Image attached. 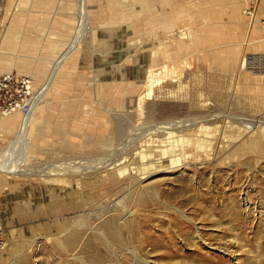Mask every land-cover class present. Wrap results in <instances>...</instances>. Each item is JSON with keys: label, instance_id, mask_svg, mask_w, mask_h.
I'll return each mask as SVG.
<instances>
[{"label": "rangeland", "instance_id": "374dc122", "mask_svg": "<svg viewBox=\"0 0 264 264\" xmlns=\"http://www.w3.org/2000/svg\"><path fill=\"white\" fill-rule=\"evenodd\" d=\"M5 75L28 90L0 92V165L25 169L0 172V264H264V0H0ZM201 125L210 158L161 154ZM108 209L136 212L123 248L57 239Z\"/></svg>", "mask_w": 264, "mask_h": 264}, {"label": "bare ground", "instance_id": "6f19581e", "mask_svg": "<svg viewBox=\"0 0 264 264\" xmlns=\"http://www.w3.org/2000/svg\"><path fill=\"white\" fill-rule=\"evenodd\" d=\"M237 16H238V14H237ZM165 19L166 18H164L163 20H165ZM256 35H258L257 32H256ZM15 108H20V106L18 105ZM15 108H14V110H15ZM28 115H30V113ZM31 120H32V118H30L29 116L28 117H25L24 118V121H23L24 127H28V123H30ZM5 121H3V125L1 126L2 129H3V127L4 128L5 127H11L10 125L15 122L13 119L5 120ZM258 123H261L260 126H262V124H264V122L261 121V120L260 121H255V122H248V124L244 126V127H246V133H247V131L248 132H253L254 131L253 129H255V128H260V126L257 127V124ZM201 126L202 127L198 128L199 130H198L197 134H195V135L183 134V132H185L188 128L187 129L184 128V129H178V130H176V131H181V134L175 135L174 136L175 137L174 138V142L172 141L173 145H172V147H170L171 149H167V150L165 149L166 151L165 150H162L161 151V154L162 153H165V155H167V157H170L171 159H175L176 156H182V150H183V147L184 146L196 145L199 149H201L203 151V153H205V154L208 153L207 154L208 155V158H210V156L212 155V153H211L210 150H212V147L214 146V144H217V143H215V142H217V140L214 142V140L216 138L213 137L209 133H205L204 132V126L203 125H201ZM9 129L10 128H8L7 131H9ZM203 133H205V135H203ZM242 136L245 137L244 135H242ZM226 137H227V135H224L223 142H225ZM228 137H229V135H228ZM251 137H254V135L251 136ZM231 138L233 139V141H231V142L234 143L235 142V140H234L235 137H234L233 134H232ZM163 139L162 140H157V145H158V143H162L164 141ZM20 140H22V139H20ZM229 141H230V138H229ZM153 142L155 143L156 141H153ZM165 143H167V142H164V144ZM226 143L229 144V142H226ZM255 143H257V142H254V144ZM247 148H250L248 146V144H246L242 148L238 149V152L239 151L247 152V150H245ZM159 151L160 150H157V151L155 149L153 150V153H155L154 154V157H155L156 154L159 155V156L161 155ZM172 152H174V153H172ZM235 153L232 154V157L234 156ZM239 154H240V152H239ZM191 156H193V155H191ZM14 164H16V163H14ZM120 165H122V164H120ZM120 165H118V167H120ZM247 166L249 167V165H247ZM122 169H120V170H122ZM24 170L22 168H19V167H17V168L16 167H13V166L12 167H6V166L0 165V172L6 173V174H10V175H21L24 172ZM138 187H139V189L142 188L140 185ZM150 193L153 194V195H155L156 198L158 199V193H157L156 189L153 188V187L152 188H145L144 190L142 188V190L139 191V192H137L134 197H132L133 196L132 195V192H130L129 193L130 196L127 199L130 200L129 202H131L134 205V208H136V209L146 208V205H147V202H148L147 197H148V194H150ZM199 204H200V202H199ZM196 206H199V205L196 204ZM117 208L118 209L117 210L115 209L113 212L120 211L119 207H117ZM171 208H173V207H171ZM173 209L175 211L174 212L175 213L174 214V217H176V223H177V225H181L180 227L185 226L187 222H184V220L181 219L180 217L187 218L186 212H184V211L182 212V210L175 209V208H173ZM110 213H111V209H108L107 211L102 212L101 214L97 215L96 217L87 216L88 217L87 218V224L85 222H83V220H81L82 217H80L79 219H76V221L74 223H72L71 225H68V223H65L64 224V227H61L60 228V229L63 228L64 230L63 231L60 230V234L57 235V236H60V237H57V239H61L62 238L61 236H65L66 237V240L71 237L73 240L76 241V243H79V241H81L82 239H84L85 236H86V234L90 231L93 234H92L91 237H89L88 241L85 242V247H90L91 246V243H92V240H95L96 241L97 240L96 238H98V237H104V239H105L104 241H106V243H109L110 245H112L111 241H108L107 240L108 237H106V231L103 230V228L105 227L106 229H108V230L111 231L112 237L117 242L118 246L120 248H123V245L120 244L122 242V238L121 237H122L123 229H128V227L131 224H135V215H136V212H134V211L131 210V211H128L125 215H123V214H114V215H111L108 218L104 219ZM178 215H180V216H178ZM102 219H104V220H102ZM128 219L129 220L131 219V221H127ZM177 219H180V220H177ZM100 223H102V224H100ZM60 224L61 223L58 222V225H60ZM183 229L185 230V228H183ZM181 231L183 232V230H181ZM197 231H198V234L195 235L194 237L192 236V234H193L192 232H190V233L188 232L186 234L184 232L183 233L182 232H179L178 233V238L179 239H181V238L186 239V238L189 237V239H190L191 237H193V239L197 240L199 244L206 245L205 244V239H204V237L201 234V229L198 228ZM61 241H63V240H61ZM157 241H160V239L159 238H156V242ZM232 241H233V244H235V245L238 244V241H236V240H232ZM225 245L226 244H224L222 246V249L223 248H226ZM158 247H159L158 245H154V250H156ZM167 248H169L170 253L168 255H166V258L168 257V258L171 259V258H177L179 256L180 253H179V249L177 248L176 244H174L172 242H168L167 243ZM166 252H168V251H166ZM194 253L197 254L199 257L206 258L204 255H202V254H200L198 252H194ZM234 253H236V251H234ZM206 259L209 262H214V263H218V262L221 261L218 257L213 258L214 260H212L211 258L210 259L209 258H206Z\"/></svg>", "mask_w": 264, "mask_h": 264}, {"label": "built area", "instance_id": "2783aa9c", "mask_svg": "<svg viewBox=\"0 0 264 264\" xmlns=\"http://www.w3.org/2000/svg\"><path fill=\"white\" fill-rule=\"evenodd\" d=\"M14 83L20 84L21 87H25V89H27L28 87V82H25L24 80L21 79V81H18L16 79H14L12 77V75H5L4 77H2V79L0 80V92L2 91H7L10 90L12 85ZM28 90V89H27ZM18 106V105H17ZM15 106V107H17ZM14 107H11V111L13 112ZM10 114V113H9Z\"/></svg>", "mask_w": 264, "mask_h": 264}]
</instances>
